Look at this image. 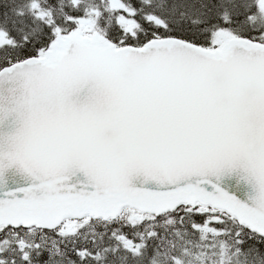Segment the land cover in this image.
Here are the masks:
<instances>
[{"label": "snow or ice", "instance_id": "6c2138e0", "mask_svg": "<svg viewBox=\"0 0 264 264\" xmlns=\"http://www.w3.org/2000/svg\"><path fill=\"white\" fill-rule=\"evenodd\" d=\"M0 264H264V0H0Z\"/></svg>", "mask_w": 264, "mask_h": 264}]
</instances>
